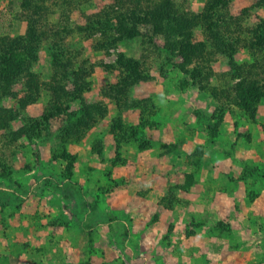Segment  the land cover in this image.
I'll return each mask as SVG.
<instances>
[{
  "label": "rangeland",
  "instance_id": "rangeland-1",
  "mask_svg": "<svg viewBox=\"0 0 264 264\" xmlns=\"http://www.w3.org/2000/svg\"><path fill=\"white\" fill-rule=\"evenodd\" d=\"M36 1L47 11L25 7L28 19L24 0H0V46L24 36L28 20L52 30L37 81L0 98V264H264V99L249 112L235 96L239 81L264 85V43L255 45L264 0H176L197 17L191 42L204 45L187 68L200 64L194 82L150 25L132 39L89 28L113 0ZM209 27L233 46L236 72ZM121 53L148 78L117 104ZM63 67L85 71L82 99L106 110L67 142L66 117L44 118ZM27 94L35 100L22 107Z\"/></svg>",
  "mask_w": 264,
  "mask_h": 264
},
{
  "label": "trees",
  "instance_id": "trees-1",
  "mask_svg": "<svg viewBox=\"0 0 264 264\" xmlns=\"http://www.w3.org/2000/svg\"><path fill=\"white\" fill-rule=\"evenodd\" d=\"M33 0L26 2L24 0L23 7L25 12L27 10L31 12H38V14L44 15L47 11L44 5L37 6L32 4ZM36 1V0H34ZM219 3L220 0H217ZM38 2V0L36 1ZM142 0H113V8L111 13L104 18L96 19L93 25L89 23V28L92 31L104 32L108 28H114L120 38H136L142 36V33L138 29L140 23L148 24L152 28L151 37L163 36L166 38L163 49L168 54L169 61L171 63L178 61L175 64L179 71L184 72L189 81L194 82L200 75L199 65H195L192 69H187L194 60L200 61L203 56V50L200 48L204 46L203 43H192L193 28L197 24V17L188 11L181 10L180 5L176 0H152L150 4L143 3ZM26 7V9H25ZM28 14V19H32L33 15ZM36 19H40L37 17ZM25 20H27L25 18ZM33 20H28L27 30L22 37L11 40L10 44H3L0 46V98L10 97L14 95L13 88L22 82H34L37 81V74L33 73V64L36 63L40 42L43 38L50 35L52 30L46 27L45 30L39 31ZM38 23V21H37ZM209 40L214 42L216 50H220L229 59V64L235 72V62L233 59V46L226 43L222 37L219 36L218 31H211L209 27ZM59 31L53 32V36H57ZM144 34V33H143ZM146 34V33H145ZM59 36V35H58ZM149 36V35H147ZM150 43L153 41L148 37ZM1 40V39H0ZM264 43V31L260 32L256 37L255 45L262 46ZM61 52L56 51L54 58L56 61L61 60ZM144 63L138 60L126 58L122 53L117 57V66L124 75L119 83L121 86L119 89H115L116 99L115 102L119 104V92L121 94L132 87L139 80L148 78V71L143 66ZM143 66V69L141 67ZM62 67V66H61ZM60 73V81L64 83L62 85L51 87V100L49 102L50 111L48 115L45 114L44 118L48 123L52 118L61 114L65 116L64 124L60 128V136L63 141L67 142L74 137H77V133L80 128H84L89 123H94L97 118L103 117L106 110L103 109V105L87 103L82 99V89L85 85V80L82 75L84 72L74 71L72 73L66 71L63 67ZM238 76V74L236 75ZM187 80L181 81V85L185 86ZM71 81V82H70ZM70 82V84L68 83ZM71 87L68 89L67 85ZM30 88V87H28ZM36 94V93H35ZM236 102L244 110L253 112L257 104L264 99V85H252L245 80L239 81L236 85ZM37 97V96H36ZM119 98V99H118ZM35 98L33 95H26L23 100H20L22 107L31 103ZM122 100V99H121ZM78 101V108L70 110V103ZM126 106H135L140 109V103L138 101H127ZM252 114V113H250ZM215 125L208 127L213 138L216 137Z\"/></svg>",
  "mask_w": 264,
  "mask_h": 264
},
{
  "label": "crops",
  "instance_id": "crops-1",
  "mask_svg": "<svg viewBox=\"0 0 264 264\" xmlns=\"http://www.w3.org/2000/svg\"><path fill=\"white\" fill-rule=\"evenodd\" d=\"M72 250H73V255H74V252H75L74 248H72ZM72 258H74V257L72 256ZM75 259L79 260V258L76 256H75Z\"/></svg>",
  "mask_w": 264,
  "mask_h": 264
}]
</instances>
